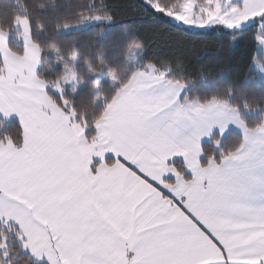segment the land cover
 <instances>
[{
	"label": "crops",
	"instance_id": "0c3cea01",
	"mask_svg": "<svg viewBox=\"0 0 264 264\" xmlns=\"http://www.w3.org/2000/svg\"><path fill=\"white\" fill-rule=\"evenodd\" d=\"M253 2L264 6V0ZM158 69L151 77L146 68L135 70L96 122L95 136L87 138L85 130L80 170L78 115L52 99L56 107L49 120L57 124L54 162L64 166V175L59 179L54 218L38 223L52 237L54 261L31 255L37 261L259 264L264 260V114L262 123L250 129L236 108L231 111L229 102L186 100L175 115L180 120L166 127L156 125L145 138L147 144L126 142L117 135L122 126L113 108L122 104L124 95L147 101L159 82L178 83L165 76L155 78ZM222 111L233 116L234 126L221 131L217 119ZM231 130L243 136L241 146L221 163L212 158L203 166V144L215 133L224 137ZM220 145L216 142L217 148ZM111 157L115 161L108 164ZM176 160L182 161L190 179L173 165Z\"/></svg>",
	"mask_w": 264,
	"mask_h": 264
},
{
	"label": "trees",
	"instance_id": "16d2710c",
	"mask_svg": "<svg viewBox=\"0 0 264 264\" xmlns=\"http://www.w3.org/2000/svg\"><path fill=\"white\" fill-rule=\"evenodd\" d=\"M160 1L169 7L181 0ZM21 15L27 17L32 39L42 50L38 73L42 79L57 81L63 76L69 58L78 55V70L87 72L83 75L85 86L74 95L67 93L65 99L78 115V121H84L88 138L95 136L96 122L134 73L137 53L145 64L172 70L169 78L187 87L186 99L229 102L250 129L263 121L264 81L254 67L259 55L258 39L254 43L257 26L239 32L223 25L195 30L174 22L145 0H0V28L12 31ZM93 15L109 17L111 22L64 30ZM10 46L22 54V47L13 40ZM2 66L0 56V71ZM97 86L101 87L105 101H98L94 92ZM48 94L63 105L58 94L52 90ZM8 141L21 146L24 129L19 119L0 116V143ZM219 141L221 145L217 148ZM242 142L243 136L237 131L231 130L224 137L215 133L203 144L201 164L206 166L212 158L221 163ZM114 161L112 157L108 163ZM173 165L187 179L191 178L182 161L176 160ZM1 235L0 224V239ZM9 249L14 254L11 264H48L22 250L21 243L14 239Z\"/></svg>",
	"mask_w": 264,
	"mask_h": 264
},
{
	"label": "rangeland",
	"instance_id": "374dc122",
	"mask_svg": "<svg viewBox=\"0 0 264 264\" xmlns=\"http://www.w3.org/2000/svg\"><path fill=\"white\" fill-rule=\"evenodd\" d=\"M145 1L174 22L195 30H207L215 25L241 28L245 22L264 12V6L255 5L253 0H181L169 7L163 6L160 0ZM96 22H111V18L103 15L88 16L81 24L67 26L64 30ZM257 39L259 55L254 67L260 80L264 81V28H258ZM12 40L15 45L22 47V54L11 48ZM0 56L3 61L0 71V116L7 120L19 119L26 128L28 141L25 147L16 146L10 141L0 143V264L12 262L14 254L9 249L12 239L21 243L22 250L30 251L33 257L46 256L54 261L52 237L49 233L45 235L38 225L39 220L45 219L44 223H50L54 218L56 196L60 191L59 179H63L61 175H64V166L54 162V129L57 124L49 120L52 117L49 112L56 107V103L48 91L52 90L62 97L63 104L71 109L65 96L67 93L74 95L85 86L83 75H87V72L78 70L79 57L74 54L69 58L61 78L52 83L42 79L38 75L42 50L32 39L29 21L23 15L17 17L12 31L0 28ZM134 59L138 62L135 70L146 68L150 77L156 71L157 67L145 64L138 53ZM157 71L159 74L155 78L169 77L172 73L166 67ZM179 83L159 82L151 100L147 101L126 99L127 95H124L120 99L122 104L118 103L113 108L122 126L118 128L117 135L122 140L126 139V142L144 146L147 144L145 138H150V131L156 125L166 127L179 121L175 115L183 110L182 101H191L185 98L187 87ZM100 89V86L94 89L96 97L98 101H105ZM210 108L206 107L207 110ZM232 109L236 111L234 107ZM220 116L217 121H221V131L234 126V118L230 113L222 111ZM128 128H132L131 131ZM77 130V163L80 170L86 151L85 148V151L80 149L83 145L81 138L86 139L84 133L87 131L83 120L78 121Z\"/></svg>",
	"mask_w": 264,
	"mask_h": 264
},
{
	"label": "snow or ice",
	"instance_id": "6c2138e0",
	"mask_svg": "<svg viewBox=\"0 0 264 264\" xmlns=\"http://www.w3.org/2000/svg\"><path fill=\"white\" fill-rule=\"evenodd\" d=\"M249 26H257L258 28H264V14H261L259 17L252 18L248 22H245L241 28H236L235 31L237 32L242 31L243 28ZM256 42H257V38L254 36V43ZM259 264H264V260L260 261Z\"/></svg>",
	"mask_w": 264,
	"mask_h": 264
}]
</instances>
